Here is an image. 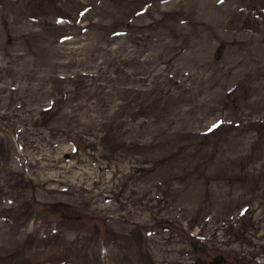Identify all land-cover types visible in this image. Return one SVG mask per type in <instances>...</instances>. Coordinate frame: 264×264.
Instances as JSON below:
<instances>
[{
	"label": "rangeland",
	"instance_id": "374dc122",
	"mask_svg": "<svg viewBox=\"0 0 264 264\" xmlns=\"http://www.w3.org/2000/svg\"><path fill=\"white\" fill-rule=\"evenodd\" d=\"M264 264V0H0V264Z\"/></svg>",
	"mask_w": 264,
	"mask_h": 264
},
{
	"label": "water",
	"instance_id": "95a60500",
	"mask_svg": "<svg viewBox=\"0 0 264 264\" xmlns=\"http://www.w3.org/2000/svg\"><path fill=\"white\" fill-rule=\"evenodd\" d=\"M224 262V256L221 253L213 254L207 261L206 264H222Z\"/></svg>",
	"mask_w": 264,
	"mask_h": 264
}]
</instances>
